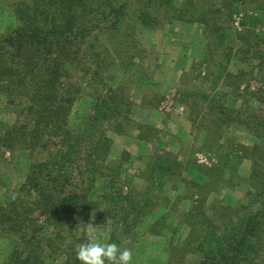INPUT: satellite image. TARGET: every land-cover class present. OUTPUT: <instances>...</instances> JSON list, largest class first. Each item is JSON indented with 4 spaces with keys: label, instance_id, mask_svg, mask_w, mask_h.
Instances as JSON below:
<instances>
[{
    "label": "rangeland",
    "instance_id": "obj_1",
    "mask_svg": "<svg viewBox=\"0 0 264 264\" xmlns=\"http://www.w3.org/2000/svg\"><path fill=\"white\" fill-rule=\"evenodd\" d=\"M100 1L86 0V24L98 22ZM189 1L196 3L194 18L203 16L204 5L212 10L206 11L208 23L190 19L186 7L183 13L159 14L152 7L146 25L122 28L108 41L121 51V65L105 67L102 46L91 36L81 42L77 72L70 61V71L74 68L82 82L71 124L83 120L94 98H103L108 88L115 93L114 118L100 116L92 131L100 163L84 166L92 177L101 174L89 192L94 216L112 204V194L127 196L94 222L111 229L109 242L132 250V264H201L205 253L198 245L205 234L230 238L233 225L264 207V0H227L223 6L224 0ZM12 2L0 0V37L15 27ZM7 92L0 85V138L19 119ZM19 93L12 92L21 99ZM90 142L88 137L91 152ZM10 144L0 139V211L5 210L0 212V264H10L14 232L24 229L37 235L39 242L29 248L43 249V264H69V253L76 260L77 245L89 238L81 224L87 221L75 216L70 221L79 220L76 226L60 217L49 221L35 209L34 198L15 207L28 190L32 161L45 156ZM146 204L149 208L141 209ZM42 225L45 229L36 232ZM252 239L245 262L261 264L264 225Z\"/></svg>",
    "mask_w": 264,
    "mask_h": 264
},
{
    "label": "trees",
    "instance_id": "obj_2",
    "mask_svg": "<svg viewBox=\"0 0 264 264\" xmlns=\"http://www.w3.org/2000/svg\"><path fill=\"white\" fill-rule=\"evenodd\" d=\"M12 1L9 10L15 27L0 37V85L11 91L6 95L8 105L17 103L12 111L19 119L5 131V138L0 139L11 143L10 147L18 145L22 150L27 149L33 153L36 151L45 156L43 160L32 161L30 174L27 175L24 185V190H28L24 197L15 201L14 206H24L27 199L34 198V204L37 205H34L37 207L35 209L41 210L42 215L49 221L60 217L65 218L70 225L76 226L79 220L70 221L71 217L75 216L76 219L82 217L89 223L94 212L93 206L90 207L94 204L89 198V192L96 179L101 176L96 174L92 177L93 173L86 169L100 163L98 155H94L99 145L94 141L95 135L92 131L95 130L100 116L104 119L114 118L110 113L115 109L111 107L114 105V91L108 88V92L103 94L104 99L99 96L94 98L83 120L71 124L70 118L82 89V82L76 74L81 67V42L91 36L95 43L102 46V61L105 67L106 64L114 65L116 61L121 65V51L113 45L108 47V41L118 37V34L114 33L120 32L122 28L128 32L137 23L146 25L147 20L151 19L150 8L153 7L155 13L159 14L167 9L168 12L183 13L182 8L186 7L189 18L202 24L209 22V18H205L208 17L206 11L209 13L212 10H205L204 5L199 9L203 16L194 18L196 15L192 11L197 12L194 9L196 3L193 1L182 0L178 3L174 0H101L97 4L101 9L98 22L86 24V0ZM226 1L221 5H225ZM239 1L241 0L231 3ZM100 39L105 41V44H101ZM97 46H92L91 49L97 50ZM74 60L76 72L74 68L72 71L69 69L73 66L70 61ZM100 69L101 67L97 70V76L102 70ZM18 91L21 99L12 94ZM119 106L123 108L124 103L121 102ZM82 126L84 127L81 129ZM87 132L88 135L85 134ZM85 137L91 138V152L85 144ZM104 163L103 159L101 166ZM163 164L164 162L160 163V176L165 172ZM125 198L126 195L118 194L115 197L112 194V204L108 203V206L103 207L99 215L94 217L104 216L111 211L108 209L111 205L118 204V200L123 201ZM15 207L13 212H16ZM144 208L148 209L149 205L146 204L141 209ZM76 215H79L78 218ZM116 223L125 225L122 222ZM81 224L87 227L85 223ZM262 225L264 207L255 213L247 214L233 225L230 238L213 232H209L208 236L205 234L198 245L205 253L201 264H233L236 259H239L236 264H246L245 257L255 244L252 237H255ZM41 229L44 230L45 227H38L36 232ZM17 233L14 232V249L9 258L10 264H18L21 260L25 264H43V249L35 251L29 248L35 241L39 242L37 235L29 236L25 229L20 230L19 235ZM71 259L69 253V264L80 262L78 259ZM230 260L232 262L229 263ZM261 264H264V261Z\"/></svg>",
    "mask_w": 264,
    "mask_h": 264
},
{
    "label": "clouds",
    "instance_id": "obj_3",
    "mask_svg": "<svg viewBox=\"0 0 264 264\" xmlns=\"http://www.w3.org/2000/svg\"><path fill=\"white\" fill-rule=\"evenodd\" d=\"M94 215L87 223L89 238L77 245L76 258L81 264H132L133 252L130 248H121L111 240V229L101 230L95 224Z\"/></svg>",
    "mask_w": 264,
    "mask_h": 264
}]
</instances>
